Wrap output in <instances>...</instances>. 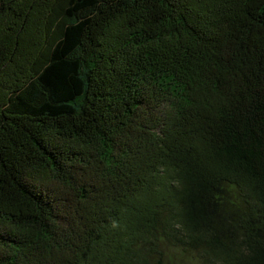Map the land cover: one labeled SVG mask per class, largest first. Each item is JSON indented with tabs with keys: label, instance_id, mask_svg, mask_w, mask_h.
<instances>
[{
	"label": "trees",
	"instance_id": "trees-1",
	"mask_svg": "<svg viewBox=\"0 0 264 264\" xmlns=\"http://www.w3.org/2000/svg\"><path fill=\"white\" fill-rule=\"evenodd\" d=\"M264 264V0H0V264Z\"/></svg>",
	"mask_w": 264,
	"mask_h": 264
},
{
	"label": "rangeland",
	"instance_id": "rangeland-1",
	"mask_svg": "<svg viewBox=\"0 0 264 264\" xmlns=\"http://www.w3.org/2000/svg\"><path fill=\"white\" fill-rule=\"evenodd\" d=\"M187 263V262H186ZM188 264V263H187Z\"/></svg>",
	"mask_w": 264,
	"mask_h": 264
}]
</instances>
